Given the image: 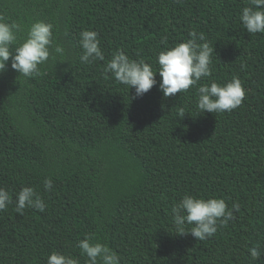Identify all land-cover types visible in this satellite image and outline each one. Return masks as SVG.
<instances>
[{
  "label": "trees",
  "instance_id": "16d2710c",
  "mask_svg": "<svg viewBox=\"0 0 264 264\" xmlns=\"http://www.w3.org/2000/svg\"><path fill=\"white\" fill-rule=\"evenodd\" d=\"M246 6L250 0H0V17L21 25L18 42L40 20L52 25L53 47L65 49H50L38 76L10 66L0 74V187L12 199L0 211V264H46L53 251L86 264L77 247L86 236L120 264H264V33L245 30ZM82 30L98 33L103 61L80 60ZM190 31L214 51L211 76L186 92L165 98L157 73L137 97L103 71L117 50L155 71L157 53ZM233 76L245 90L240 106L197 108L200 84ZM23 187L45 201L44 212L16 213ZM184 195L222 198L239 211L205 240L180 235L171 208Z\"/></svg>",
  "mask_w": 264,
  "mask_h": 264
},
{
  "label": "clouds",
  "instance_id": "9594fccd",
  "mask_svg": "<svg viewBox=\"0 0 264 264\" xmlns=\"http://www.w3.org/2000/svg\"><path fill=\"white\" fill-rule=\"evenodd\" d=\"M239 20L248 33H264V0H250V6L242 8ZM20 31L21 25L0 17V74L10 66L19 75L35 77L40 74L39 65L49 60L50 49L56 54L64 55L62 45L56 44L53 47L51 24L40 20L32 22L24 39L18 42L17 33ZM188 36L190 38L184 42L157 53L158 68L155 71L151 64L142 59H130L121 50L112 53L103 71L105 74L110 73L115 81L128 86V89L134 88L137 97L143 96L157 84V73L160 77L159 90L165 98L186 92L190 87L197 86L202 78L211 76L210 65L214 51L203 34L190 31ZM12 45H16L14 50H11ZM79 45L83 50L80 56L82 62L105 59L96 31L82 30ZM197 92V108L208 113L236 109L245 97V90L236 76L223 85L215 80L200 84ZM181 115H185L183 111ZM43 186L46 191L52 190L53 180L46 178ZM10 203L12 199L9 192L0 187V211H5ZM26 207L40 212H44L46 208L45 201L32 187H23L16 194V213L23 214ZM238 211V203L234 202L230 210L222 198L204 199L184 195L171 208V217L177 234L190 233L196 239L205 240L214 236L218 227L226 226L234 218V212ZM186 224L192 225L190 230H186ZM77 247L86 256V264H120V257L116 252L106 244L94 242L91 236L79 240ZM248 253L253 260L261 255L259 246L249 248ZM46 264H79V258L53 251L47 256Z\"/></svg>",
  "mask_w": 264,
  "mask_h": 264
}]
</instances>
